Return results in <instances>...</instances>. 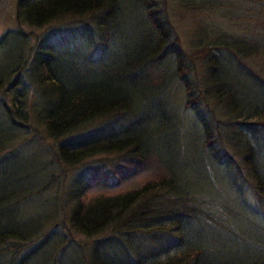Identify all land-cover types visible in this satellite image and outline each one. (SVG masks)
<instances>
[{
    "label": "trees",
    "instance_id": "16d2710c",
    "mask_svg": "<svg viewBox=\"0 0 264 264\" xmlns=\"http://www.w3.org/2000/svg\"><path fill=\"white\" fill-rule=\"evenodd\" d=\"M240 1L10 0L0 264H62L67 234L92 239L78 264H264V0ZM169 4L254 36L196 23L184 48Z\"/></svg>",
    "mask_w": 264,
    "mask_h": 264
},
{
    "label": "rangeland",
    "instance_id": "374dc122",
    "mask_svg": "<svg viewBox=\"0 0 264 264\" xmlns=\"http://www.w3.org/2000/svg\"><path fill=\"white\" fill-rule=\"evenodd\" d=\"M229 3H232L233 6L235 4L237 5V8H241L244 5L241 3L240 0H227ZM201 10H195L193 9H185V8H179L175 4H169L168 6V12L170 16L171 24L174 27V31L176 32L179 41L181 42L182 46L184 48H189V40L193 37L194 27L196 23H199L201 25H204V29L206 30L207 34L216 33V32H224L232 36H241V37H253V30L249 31L245 29V26H247L245 23H242L239 20H236L235 17L237 16H228L227 18L223 15L210 11L208 14L205 11V13H199ZM215 11H220V9H217ZM237 11V10H236ZM200 14H206V15H200ZM234 17V18H232ZM14 14H13V7L10 5V0H0V33L3 32L5 29H8L14 24ZM251 28V27H250ZM25 32L28 35H31V38L28 39V44L32 45L34 35L38 32H40L42 29H29L24 28ZM31 30V31H30ZM170 95H173V101H174V107L178 111V114H182V102L180 93L176 92L174 94V87H172L169 91ZM191 113H184L183 117H185L186 121H189L192 119ZM188 136L185 137V144L188 143ZM48 143V142H46ZM184 144H181V148L183 149ZM185 148V147H184ZM189 150L188 152H190ZM111 156V155H110ZM32 160V159H31ZM91 161V160H90ZM87 164V165H86ZM83 164L81 166H88L89 163ZM85 169V167H80L77 169ZM70 169L68 167H63V171L61 172L63 175L66 174L68 178L63 182L65 183V186L70 185V176L72 174V171H69ZM208 173V172H207ZM148 174L142 175L138 177L134 182L133 185L138 184L143 179L147 178ZM69 179V180H68ZM128 186H132V183ZM66 188V187H63ZM49 193V192H47ZM94 194V191L88 192L86 195L84 201H88L90 197ZM85 196V195H84ZM63 234H66V231L62 232ZM72 237V241L67 244L62 245L63 247V259L62 264H78V260L76 259V254H74L75 251H79V247L81 246L83 250L88 249L92 245V239L87 238L85 236H80L77 234L68 235L66 239ZM64 238V241L66 240ZM65 247V248H64ZM49 260V248L45 249L39 253H33L32 256L29 258V261H27L26 264H46Z\"/></svg>",
    "mask_w": 264,
    "mask_h": 264
}]
</instances>
